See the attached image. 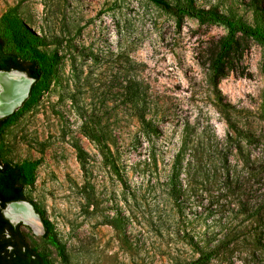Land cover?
<instances>
[{"label":"rangeland","instance_id":"rangeland-1","mask_svg":"<svg viewBox=\"0 0 264 264\" xmlns=\"http://www.w3.org/2000/svg\"><path fill=\"white\" fill-rule=\"evenodd\" d=\"M193 2L250 24L259 5L264 23V0ZM8 12L56 58L39 96L0 134L3 160L39 161L25 196L52 221L67 258L44 232L23 230L47 264H189L214 248L210 264H264L261 41L239 33L215 78L226 27L178 21L150 0H0V34L14 50ZM74 141L89 154L87 173Z\"/></svg>","mask_w":264,"mask_h":264},{"label":"trees","instance_id":"trees-1","mask_svg":"<svg viewBox=\"0 0 264 264\" xmlns=\"http://www.w3.org/2000/svg\"><path fill=\"white\" fill-rule=\"evenodd\" d=\"M150 1L172 14L178 21L186 17H194L200 23H216L226 27L227 35L223 40L221 51L212 65V72L215 78H220L225 74V58L237 42L239 33L250 35L264 44L263 8L259 7V5L253 6L256 22L250 24L235 13L224 14L214 9L198 8L193 0H176L175 2L170 0ZM1 20L6 25L15 48L14 50L8 49L5 38L0 34V70L10 71L16 69L34 78L29 98L23 102L24 106H27L39 96L41 92L39 83L49 78L52 74L56 58L39 48L48 44V41L37 34L16 13L8 12ZM136 110L143 129L148 133H153L155 127L150 119L147 118L145 111L142 108H137ZM14 117L15 112L0 117V134L2 129ZM85 132L91 138L97 139L98 143H105L104 139L98 136L94 130H86ZM73 146L76 149L77 158L81 163L82 169L87 173L89 162L87 150L78 141H74ZM38 164V160H24L12 163L0 157V264H47V256L29 243L28 236L23 230V226H28L23 223L15 224L11 222L3 212L9 202L17 200H28L34 206L44 226L43 237L54 245L64 258H67L65 244L58 238L52 221L35 201L27 199L25 196L24 188L33 184ZM107 222L118 230L122 241H125L126 239L118 220L110 218ZM199 252L201 255L189 264H210L209 260L217 254L218 248L205 253L203 249H199Z\"/></svg>","mask_w":264,"mask_h":264},{"label":"water","instance_id":"water-1","mask_svg":"<svg viewBox=\"0 0 264 264\" xmlns=\"http://www.w3.org/2000/svg\"><path fill=\"white\" fill-rule=\"evenodd\" d=\"M0 75H9V76L21 75L30 81L27 90H21L18 93H13L14 91V85H13L14 81L13 80H10V82L7 85L10 88L4 89V87L0 86V102L3 103V108H4V111L0 113V116L4 117V116L12 114L16 109H18V107H20L23 104V102L29 96L30 88H31L32 83L34 82V78L29 77L27 73L20 71V70H16V69L10 70V71L0 70ZM10 205H17L19 209H20V206L22 207V206L28 205L30 207V210H32V212L35 215H37L38 220L40 222V226L32 225L30 223L31 221L30 218L28 217V215L24 213V211H18L16 215L9 216L6 210ZM3 212L5 216L8 217L10 221L15 224L23 223L24 225L30 226L34 230L35 233L44 232V226L40 218V215L35 211L34 206L29 201L17 200V201L9 202L7 206L4 208Z\"/></svg>","mask_w":264,"mask_h":264},{"label":"bare ground","instance_id":"bare-ground-1","mask_svg":"<svg viewBox=\"0 0 264 264\" xmlns=\"http://www.w3.org/2000/svg\"><path fill=\"white\" fill-rule=\"evenodd\" d=\"M10 80H13L14 82V91L13 93H18L20 92L21 90H27L28 88V85L30 83L29 80H27L26 78H24L23 76L21 75H13V76H9V75H0V86L1 87H4L5 88H10L8 87V83L10 82ZM4 111V108H3V103L0 102V113ZM7 214L9 216H14L18 213V211H24V213L26 215H28V217L30 218V223L32 225H36V226H40V222L38 220V217L37 215H35L32 210H30V207L27 205V206H20V209L18 208L17 205H10L8 208H7Z\"/></svg>","mask_w":264,"mask_h":264}]
</instances>
